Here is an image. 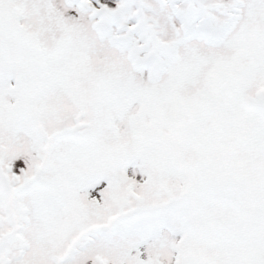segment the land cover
Masks as SVG:
<instances>
[{
    "label": "snow or ice",
    "instance_id": "obj_1",
    "mask_svg": "<svg viewBox=\"0 0 264 264\" xmlns=\"http://www.w3.org/2000/svg\"><path fill=\"white\" fill-rule=\"evenodd\" d=\"M0 264H264V0H0Z\"/></svg>",
    "mask_w": 264,
    "mask_h": 264
}]
</instances>
